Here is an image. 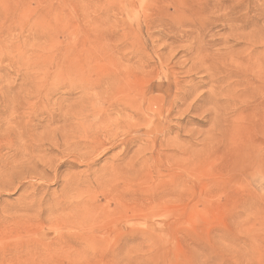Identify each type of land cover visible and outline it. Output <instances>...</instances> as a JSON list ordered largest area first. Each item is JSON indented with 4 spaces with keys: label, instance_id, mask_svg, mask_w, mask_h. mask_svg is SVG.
<instances>
[{
    "label": "rangeland",
    "instance_id": "rangeland-1",
    "mask_svg": "<svg viewBox=\"0 0 264 264\" xmlns=\"http://www.w3.org/2000/svg\"><path fill=\"white\" fill-rule=\"evenodd\" d=\"M127 74L154 81L161 111L109 107L115 97L94 81ZM80 110L106 112L92 119L103 145L91 161L46 152L44 180L38 168L22 189H0V264H76L74 242L57 245L79 229L64 207L70 176L90 198L88 264H264V0H0V134L22 121L55 145L69 132L63 114ZM115 159L108 201L98 179ZM112 198L120 221L103 220L120 210Z\"/></svg>",
    "mask_w": 264,
    "mask_h": 264
},
{
    "label": "bare ground",
    "instance_id": "bare-ground-1",
    "mask_svg": "<svg viewBox=\"0 0 264 264\" xmlns=\"http://www.w3.org/2000/svg\"><path fill=\"white\" fill-rule=\"evenodd\" d=\"M153 66V65H152ZM154 67V66H153ZM155 68V67H154ZM158 69V68H157ZM167 69V68H166ZM216 68L214 67H211V70L215 71ZM160 72V71H159ZM217 72V71H216ZM158 75V74H157ZM212 76V74H211ZM214 76V75H213ZM99 78H96V81L95 84H100V85H107V91H109L111 94L112 97H115V98H112V99H108L107 101L109 100H112V102H110L111 104H109L110 106L109 107H122L121 110H125L127 111V109L129 110V108H140V105H146L145 109H147L148 111H151V112H155V111H161L163 105L165 103L163 97L161 98L158 97V96H153V93H154V90H156L158 88L157 85H154L153 82H149L147 83L145 86L143 85L142 86V80H138L139 78L133 76H130V75H122V76H118V75H111V76H105V77H102V76H98ZM156 77V76H155ZM174 78V77H173ZM177 79V78H176ZM88 80V79H87ZM178 80V79H177ZM86 82V81H85ZM90 82V81H88ZM93 81L90 82V84L92 83ZM120 82H123V83H120ZM174 82H176L174 80ZM178 82V81H177ZM87 83V82H86ZM88 84V83H87ZM89 84V85H90ZM178 84H180L178 82ZM99 85V86H100ZM176 85V84H175ZM183 85V84H182ZM88 86V85H86ZM85 86V87H86ZM164 86V85H163ZM177 86V85H176ZM175 86V87H176ZM179 86V85H178ZM177 86V87H178ZM181 86V85H180ZM92 87V86H91ZM119 87V88H118ZM117 88V89H116ZM146 88V89H145ZM187 88V87H186ZM185 88V89H186ZM91 89V88H89ZM143 93L140 94V98L143 102L139 103L137 100V102H135V98L137 96V93H139L140 90H143ZM177 89V88H176ZM180 90L179 88L177 89V91ZM187 90V89H186ZM86 91V90H85ZM84 91V92H85ZM182 91V90H181ZM180 91H178V94H179ZM183 93L185 94V92L183 91ZM187 93V92H186ZM149 95V98H146V96ZM177 95V94H176ZM187 95V94H186ZM118 96V97H116ZM178 96V95H177ZM180 97V96H178ZM137 98V97H136ZM175 98V97H174ZM173 98V99H174ZM181 99V98H180ZM186 100V99H185ZM187 101V100H186ZM83 102V101H82ZM185 103V102H184ZM116 104V105H115ZM99 108V107H98ZM137 109V110H138ZM101 110V109H99ZM122 111V112H123ZM124 111V113H126ZM66 112V111H65ZM71 112V111H70ZM76 112V111H75ZM96 112V111H94ZM98 112V111H97ZM20 113V112H19ZM72 113V112H71ZM106 112H104L103 114V110H102V113H93V114H89V115H83L81 114V110L76 113L75 116H73L72 118H69V117H65V114H63V117H64V122H65V126L68 127L69 129V132L67 134V131H65L64 133H66V136H64V139L60 142V143H57L55 145H46L45 142H42V140H35V139H32L31 138V135L27 136V133H26V130H25V127L23 126V122H16L15 125H12V128L9 127V134L5 133V136L0 134V189L1 190H4V191H10V189L12 188V190H16V189H22L23 187V184L21 183V180L24 176H26L27 172H32V173H35V171L38 170V168H44L43 171L37 175H41V176H44L43 177H40L41 179H45L47 177V174H48V168L52 166L53 162L51 161L50 162V165H45V162L41 163L40 161H42L41 159H45V157H47L50 153H54L55 150H72V151H75V152H82V155L84 157V159L86 161L90 160L88 157L90 155H92L93 153V150H95V148L97 147V145L99 146L100 141H98V137L94 136L93 134V126H92V119L99 115V119L101 122V124H103V122L105 121V119L107 118V116H105ZM161 113V112H160ZM159 113V114H160ZM47 114V117L49 118L48 119V123L50 124H53V123H58L55 121V117H54V114H52L50 111L45 113ZM70 114V113H69ZM68 114V115H69ZM88 114V113H87ZM130 114V113H129ZM132 114V113H131ZM135 114V113H134ZM44 115V113H43ZM59 115V114H57ZM56 116V115H55ZM126 116V115H125ZM140 116V115H139ZM153 116V115H151ZM80 117H82V119H80ZM133 117V116H132ZM135 117V115H134ZM137 117V116H136ZM47 119V118H45ZM133 119V118H132ZM139 119V118H138ZM95 120V119H94ZM134 120V119H133ZM137 120V119H136ZM140 120V119H139ZM143 120V119H142ZM145 120V119H144ZM148 120V119H147ZM123 121V120H122ZM149 121V120H148ZM46 122V123H47ZM47 123V124H48ZM60 123V122H59ZM105 123V122H104ZM139 123H142V122H139ZM144 123V122H143ZM142 123V124H143ZM11 124V123H10ZM49 124V125H50ZM147 124V123H146ZM49 127V126H47ZM47 129V128H45ZM54 129V128H53ZM52 130V129H51ZM65 130V129H64ZM107 130V129H106ZM12 131V133H11ZM62 131V130H61ZM42 133V132H41ZM51 133V132H50ZM49 133V134H50ZM7 134V135H6ZM45 134V133H44ZM43 134V135H44ZM57 134V133H56ZM107 134V133H106ZM48 135V134H47ZM64 135V134H63ZM43 137V136H42ZM49 137V136H47ZM46 137V138H47ZM38 138V137H37ZM53 138V137H52ZM63 138V137H62ZM111 138V137H110ZM50 139V138H49ZM54 140V139H53ZM57 140V139H56ZM52 141V139H51ZM56 143V142H55ZM107 143V142H106ZM108 144V143H107ZM106 144V145H107ZM103 145V144H101ZM117 146V145H116ZM5 147L8 148V150H11L12 151V178H8L5 174L7 173L8 171V162H6V158L4 159V154H3V151L5 150ZM99 148V147H97ZM96 148V149H97ZM98 151V149H97ZM49 154H47V153ZM47 154V155H46ZM81 154V153H80ZM59 159V158H58ZM40 160V161H39ZM47 160V159H46ZM11 161V160H10ZM60 161V160H59ZM91 161V160H90ZM90 163V162H89ZM87 163L88 165H90L89 169H91V165L92 164H96V162H92V163ZM121 162L117 161V159L114 160V162H112L110 164V166L105 169V172H106V175H101V177L98 179V181H101V185L103 187V189L106 191L105 194L108 195L106 197V199L109 201L110 198H109V195L110 196H114L113 195V185H112V182H113V178H114V174L116 173V171L118 170V172L120 171L121 167ZM124 165V164H123ZM59 166V165H58ZM120 167V168H119ZM53 168V167H52ZM59 168V167H58ZM105 168V167H104ZM53 170V169H52ZM123 171V169H122ZM21 175V176H19ZM91 175V174H90ZM89 175V176H90ZM119 175V174H118ZM123 175V174H122ZM18 176V177H17ZM99 177V175H98ZM79 179V178H78ZM92 179L90 177H87V179L85 180V182L87 183V187L88 188H91V185H92ZM78 181V180H77ZM55 182V181H54ZM66 184L68 185V187L70 189H68L69 193V196L67 197V201H66V204L64 207L66 208V210L69 211L67 217H71L72 218V221L68 218H64V224H66V222L68 220H70L71 222L69 224H72L74 227L75 226H78L79 229L77 231H74L72 233L74 234H69L67 235V237L63 238L64 240L63 241H59V243H57L58 246L62 247V245L66 244V245H69V243L71 242V240L74 242V246L75 247L73 250L76 252L77 257L78 258H75L74 261H70L72 263H76V264H88L90 263L89 262V259L88 258H81V253L79 251V247L83 248V245H85L86 248H89V243H91V240H93V234H94V226L91 227L89 224H88V220H90V216L92 214V208L90 207V203L88 201H90L88 199H84V200H81V198L83 199V195H80L78 194V192L76 194H73L71 191H78L80 189V184L79 182H76L74 180V177L73 176H70L67 178L66 180ZM121 182V181H120ZM83 183V181H82ZM85 183V184H86ZM35 187V186H34ZM67 187V186H66ZM29 186L24 188L23 191H24V194L23 196H25L26 198H29L30 196L32 197V201H31V204H33L34 202L37 201V197L36 195L33 193L31 194L28 190H29ZM67 192V191H66ZM83 194V193H82ZM38 196V195H37ZM114 198V197H113ZM111 199V200H114L116 201L115 199ZM96 199V198H95ZM36 200V201H35ZM82 202H85V203H82ZM123 201L120 200V202H117V204L120 205V210L119 212L117 213V211H110V214H107V212H102V216H103V220L106 221L107 219L109 220V222H114V221H120V219L122 218L123 214H122V211H123V207H122V203ZM94 203V202H93ZM111 202H108L107 203V206H108V209L109 208V205H110ZM38 206L40 207L41 206V201L37 202L35 205H33L32 207L30 205H28V209L31 211V210H34V208ZM115 210V209H114ZM124 212V211H123ZM100 213V212H99ZM96 215V214H95ZM98 215V214H97ZM105 216V218H104ZM117 216L119 217V219H116ZM111 217V218H110ZM57 218V217H56ZM59 219V218H58ZM57 219V220H58ZM55 220V219H54ZM60 220V219H59ZM75 220V222H74ZM95 219H93V222H94ZM69 222V221H68ZM108 222V221H107ZM123 222V221H121ZM93 224V223H92ZM21 225V224H20ZM68 225V223H67ZM65 226L66 228L65 229H69L71 231V229L74 230V228L70 225V226ZM94 225V224H93ZM117 225V224H116ZM96 226V224H95ZM101 226V225H100ZM107 225L105 224V222H103L102 226L101 227H106ZM20 227V226H19ZM24 227V226H23ZM56 227V226H55ZM54 227V228H55ZM70 227V228H69ZM99 227V226H97ZM96 227V228H97ZM44 228V227H43ZM50 228V227H49ZM76 228V227H75ZM124 229V228H123ZM66 230V231H67ZM69 233V232H68ZM1 237V236H0ZM59 238V237H58ZM57 238V239H58ZM61 238V237H60ZM18 239V238H17ZM56 240V239H55ZM15 241V240H14ZM34 241V240H33ZM56 242H54L55 244ZM52 244V243H51ZM51 246H54V245H51ZM15 247V246H13ZM43 247H47V246H44ZM38 248V247H37ZM42 248V247H41ZM52 248V247H51ZM64 248V247H62ZM71 248V247H69ZM16 249V248H14ZM53 249V248H52ZM58 250V249H57ZM42 251V249H41ZM44 251L47 253L46 257L48 256V252L50 251V249L47 247V248H44ZM52 251V250H51ZM54 251V250H53ZM61 251V250H60ZM68 251V249H67ZM84 252V251H83ZM45 253V254H46ZM59 253V252H58ZM63 253V252H62ZM27 254V253H26ZM44 254V255H45ZM60 254V253H59ZM64 254V253H63ZM67 254V253H66ZM33 255V254H32ZM58 256V255H57ZM30 257V256H29ZM33 257V256H32ZM50 257V256H49ZM60 257V256H58ZM38 258V256H37ZM42 258V257H41ZM45 258V257H44ZM52 258V257H51ZM22 259V258H21ZM46 259V258H45ZM57 259V258H56ZM39 260V259H38ZM41 260V259H40ZM44 260V259H43ZM48 260V259H47ZM50 260V259H49ZM54 260V259H53ZM58 260V259H57ZM32 261V260H31ZM35 261V260H34ZM45 262V261H44ZM47 262V261H46ZM24 263V262H23ZM42 263V262H41ZM26 264V263H25ZM52 264V263H51Z\"/></svg>",
    "mask_w": 264,
    "mask_h": 264
}]
</instances>
